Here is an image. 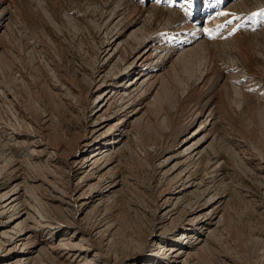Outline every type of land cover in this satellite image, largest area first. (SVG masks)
Here are the masks:
<instances>
[{"label": "bare ground", "instance_id": "bare-ground-1", "mask_svg": "<svg viewBox=\"0 0 264 264\" xmlns=\"http://www.w3.org/2000/svg\"><path fill=\"white\" fill-rule=\"evenodd\" d=\"M263 3V0H0V112L6 117L4 120L0 115V148L12 156L10 163L7 157L0 158V180L10 174L8 164L14 169L12 172L22 166L26 171L35 165L45 168L41 176L25 175L26 182L17 177L9 187L0 190V264H105L108 260L116 264V259L111 260L107 250L97 243L113 225L98 223L90 231L81 230V224L88 218L89 209L102 206L103 199L122 183L108 181L105 176V171L111 169L106 161L108 152L130 141L137 122L141 126L144 120L148 124L153 119L151 100H159L167 79L180 71H184L185 83L179 98L188 99L191 86L202 100L190 107L182 129L163 142L159 151L153 146L142 151V157L154 161L149 166L152 183L165 173L170 184L159 196L162 220L151 225L155 233L145 239L151 246H159L152 250L153 257L142 264H188L196 247L212 244L221 218L204 210L211 207V213L217 211L224 200L213 194L210 187L205 189L209 183L193 171L203 155L208 154L209 142L218 137L222 118L218 104L224 101L229 107L230 103H237L240 111L244 102L261 101L250 93L252 78L240 64L252 60L246 46L264 47V28L257 30L255 24L247 25L240 18L228 20L226 16L250 12L263 7ZM86 36L90 37L87 45L83 41ZM64 45L73 46L82 59L91 57V48L94 51L93 65L86 66L89 86L83 95L73 78L76 71ZM15 53L38 62L43 72L50 71L54 88L61 76L66 84L60 91L66 89L69 98L83 103L87 129L76 139L74 152L62 151L55 143L44 144L40 150V144L34 142L23 159H19L21 152L13 151L14 146L21 144L23 110L17 91L3 82L1 67L6 57L11 74H15L12 61ZM258 81L262 80L255 83ZM261 84L254 86L257 93L264 90V83ZM260 98L264 100V96ZM157 113L154 112V118L158 120ZM183 133L188 136L180 138ZM246 160L264 176L263 157L250 153ZM64 161L69 165L68 176L78 178L77 184L69 185L67 190L58 184L54 171ZM201 187L204 189L200 190ZM194 189H199L200 197L196 204L189 205L191 214L183 233L172 239L162 237L165 224L174 222L179 215L173 204ZM138 245L130 246L134 249ZM137 262L136 256L121 264ZM253 264H264V258Z\"/></svg>", "mask_w": 264, "mask_h": 264}, {"label": "rangeland", "instance_id": "rangeland-1", "mask_svg": "<svg viewBox=\"0 0 264 264\" xmlns=\"http://www.w3.org/2000/svg\"><path fill=\"white\" fill-rule=\"evenodd\" d=\"M262 6L250 12H233L226 17L228 20L235 21L240 18L247 25L255 24L258 30L264 28V5ZM89 40L90 37L83 38L84 44L87 45ZM15 43L16 46H19L17 42ZM67 46L64 45L63 49L68 60L73 62L74 71H76L73 78L80 86V93L85 94L89 86L87 77L89 73L86 66L93 65L94 51L91 48V57L82 59L77 55L78 51L73 46ZM246 47L252 60L241 63L240 68L252 78L250 93L258 96L261 101L256 99L244 102L241 104L240 111L237 103H230L229 107L224 101L218 104L222 109L220 110L222 118L220 119L218 137L214 142H209L206 147L208 154L203 155L202 161L196 165L198 167H195L193 172L198 173L197 175L204 182L209 183V185L203 183L206 185L205 189L210 187L213 194L223 197L224 201L219 205L217 211L211 213V207H206L204 210L210 216L214 214L221 218V221L218 231L213 235L212 244L208 247H196L188 264H253L264 258V176L256 172L251 161L246 160L250 153H257L258 156L264 158V100L260 98L264 96V90L257 93L255 89L256 85L264 81V47L261 49L252 46ZM6 59L3 57L2 80L17 91L19 107L23 110L20 112V117L24 122V128L19 130L21 144L14 146L13 151L21 152L22 156L19 159H23L22 157H25L34 142L37 145L40 144L38 148L40 150L44 148V144L55 143L60 146L62 151L74 152L76 139L87 129L85 119L87 111L83 103L69 98L65 88L60 91L66 84L64 80H61V76H59L60 83L56 84L57 87L54 88L52 86L55 83L52 80L53 74L50 71L43 72L38 62L15 53L12 61L16 73L11 74ZM183 72L180 71L179 74H176L177 77L172 75L171 78H168L166 87L159 93V100H151L153 119L150 118L148 124H144V120L141 126L137 122L136 130L130 134V141L118 145L108 152L110 154L106 161L108 160V168L111 169H108L109 173L104 172L105 176L108 181L121 180L122 183L120 187L115 188L113 193L109 194L110 196L108 195L109 197L106 196L103 199L102 206L94 210L93 208L89 209L88 218L81 224V230L88 229L90 231L98 223L113 225L109 232L107 230L102 237L97 239V243L107 250L111 260L116 259V264H121L124 260L129 262L136 256L137 264H142L146 258L153 257L152 250L159 246L158 244L151 246L149 240L147 242L146 240L151 233H155L151 225L162 220L159 214V196L164 189L170 187V184L165 180V173L159 176L160 180L157 178V181L152 183L149 166L154 161L150 157H142L141 154L145 147L153 146L156 147L155 151H159V148L168 139L174 138L186 123L187 120L185 122L183 120L189 114L190 107L202 100L198 91L191 86H189L188 99L179 98L184 92ZM256 76L259 78L257 79ZM257 80L262 81L255 83ZM217 100L219 101L220 98ZM154 112H158V120L154 118ZM0 115L6 120L2 111ZM17 125L19 126V124ZM187 136V133H183L180 138ZM25 141L27 144L24 143ZM8 156L10 157L8 158ZM1 157H7L10 163L12 156L7 150L0 148ZM41 157L40 155L39 158L41 159ZM19 159L17 158V160ZM64 162L58 169L54 168V171L58 184L67 190L69 185L77 184L78 178L68 176L66 167L69 165ZM38 166L31 167L29 171H26L22 166L16 169V172H12L14 169L8 164V169H11L10 174L0 180V190L9 187L17 177L23 180L25 175L39 174L41 176L45 168ZM59 175L61 177H58ZM23 181L26 182V179ZM98 184L101 186L103 182ZM204 188L201 187L200 190ZM198 190L194 189L175 201L172 208H176L179 215L175 216L174 222L165 224L161 232L162 237L172 239L173 236L183 233L184 227L188 225L189 214H191L189 205L196 204L199 200L200 192ZM55 215L58 219L61 218L60 214L55 213ZM108 240L110 243L107 242ZM55 241L58 243L57 239ZM89 244L93 246L92 243ZM132 244L139 245L132 249L133 246H130ZM147 263L153 262L147 261ZM105 264L112 263L108 260Z\"/></svg>", "mask_w": 264, "mask_h": 264}]
</instances>
